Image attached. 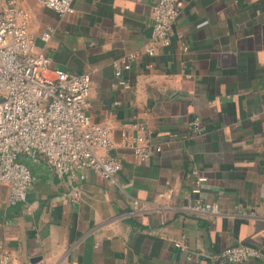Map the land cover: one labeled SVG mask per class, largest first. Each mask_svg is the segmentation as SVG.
<instances>
[{
	"label": "crops",
	"instance_id": "1",
	"mask_svg": "<svg viewBox=\"0 0 264 264\" xmlns=\"http://www.w3.org/2000/svg\"><path fill=\"white\" fill-rule=\"evenodd\" d=\"M157 1L74 0L60 15L35 0H0V12H28L53 68L90 75L87 114L109 128V153L122 163L113 184L89 172L79 202L43 157L28 161L25 203L10 205L0 183V255L11 264H234L219 256L241 245L263 254L242 264H264V0H175L171 43L149 56ZM130 53L124 87L114 66ZM140 126L162 148L147 162L133 156ZM134 199L153 209L138 212ZM199 199L221 214L186 209Z\"/></svg>",
	"mask_w": 264,
	"mask_h": 264
},
{
	"label": "built area",
	"instance_id": "2",
	"mask_svg": "<svg viewBox=\"0 0 264 264\" xmlns=\"http://www.w3.org/2000/svg\"><path fill=\"white\" fill-rule=\"evenodd\" d=\"M60 15L74 11V0H35ZM180 9L175 0H158L152 6V32L145 46L154 56L161 47L170 45L173 24ZM27 11L10 6L0 12V183L9 187V204L25 203L34 182L30 167L22 161L45 158L48 166L59 177H66L72 186V200L79 202V183L89 172L111 184L122 169L120 159L111 155V132L103 124L93 122L87 114L91 77L73 75L52 67V60L34 42L29 31ZM51 31L41 34L48 41ZM136 58L127 54L114 66V75L120 85L128 87L123 78ZM194 130L199 132L196 120ZM133 156L147 162L161 152L154 142V132L143 126L132 142ZM192 174H198L193 170ZM197 175V184L205 182ZM133 207L140 213L153 208L144 200L134 199ZM196 215H220L219 204L199 199L186 208ZM175 246L184 249L182 242ZM227 263L242 264L262 258L254 247L241 245L225 248L220 256ZM9 253L0 255V264H11Z\"/></svg>",
	"mask_w": 264,
	"mask_h": 264
},
{
	"label": "trees",
	"instance_id": "3",
	"mask_svg": "<svg viewBox=\"0 0 264 264\" xmlns=\"http://www.w3.org/2000/svg\"><path fill=\"white\" fill-rule=\"evenodd\" d=\"M22 161L24 162V163H26L29 167H30V169H31V171H32V167H31V165L29 164V162L28 161H30L29 159H27V158H22ZM33 173V172H32Z\"/></svg>",
	"mask_w": 264,
	"mask_h": 264
}]
</instances>
